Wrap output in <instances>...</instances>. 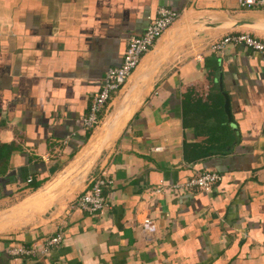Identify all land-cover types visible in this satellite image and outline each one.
Returning <instances> with one entry per match:
<instances>
[{
	"label": "crops",
	"instance_id": "1",
	"mask_svg": "<svg viewBox=\"0 0 264 264\" xmlns=\"http://www.w3.org/2000/svg\"><path fill=\"white\" fill-rule=\"evenodd\" d=\"M160 6L178 17L86 137L80 118L105 70L121 63L127 38ZM200 17L253 25L203 28L193 22ZM231 31L264 39V8L237 0H0V212L14 208L0 221L18 224L0 230V264H264V57L242 45L210 49ZM185 92L196 109H184ZM94 156L78 194L105 175L102 211L87 214L69 199L42 220L18 221L14 212L34 198L29 212L48 206L65 192L63 175ZM206 170L221 175L209 191L172 189ZM144 215L157 228L149 239ZM57 226L62 241L47 256L6 254Z\"/></svg>",
	"mask_w": 264,
	"mask_h": 264
},
{
	"label": "built area",
	"instance_id": "2",
	"mask_svg": "<svg viewBox=\"0 0 264 264\" xmlns=\"http://www.w3.org/2000/svg\"><path fill=\"white\" fill-rule=\"evenodd\" d=\"M237 4L242 8H264V0H237ZM177 17L178 13L174 10L160 6L153 16L146 17V24L141 34L131 35L127 38L121 63L105 70L98 90L89 99L86 112L80 118L83 130L92 132L97 127L111 94L123 86L129 75L137 67L142 55L153 46L155 41L173 24ZM227 44L245 46L264 57V39H257L248 33L238 31L228 32L213 41L210 44V49L219 51ZM160 148L155 147L154 149L159 150ZM220 180L221 175L218 172L206 170L175 182L171 187L175 192L183 194L196 189L209 191ZM110 183L111 181L105 175H98L90 181L87 189L73 198V206L87 214L102 211L106 205L102 188ZM160 188L157 187L154 192L158 193ZM139 225L146 239L151 238L156 233V225L150 216L144 215L141 217ZM61 241V226H57L54 234L38 243L29 245L10 244L6 248V254L17 258L45 257Z\"/></svg>",
	"mask_w": 264,
	"mask_h": 264
},
{
	"label": "rangeland",
	"instance_id": "3",
	"mask_svg": "<svg viewBox=\"0 0 264 264\" xmlns=\"http://www.w3.org/2000/svg\"><path fill=\"white\" fill-rule=\"evenodd\" d=\"M204 28V27H203ZM203 30H206V29H203ZM195 31L197 32V33H199L200 34V32H202V29H201V27L199 26V27H197V26H195ZM198 35V34H197ZM101 122H103V120L101 121ZM101 122L97 125L98 127L101 125ZM96 130V128H94V130L93 131H95ZM92 133V132H91ZM90 133V134H91ZM97 154V153H96ZM95 154V155H96ZM95 158H97V157H95L94 156V158H93V160H92V162L89 164V165H87L86 167H79V168H76V169H73V170H71L67 175L66 174H64L63 175V180H62V182L59 184V186L61 187V189H60V192L62 193L63 191H65L62 195H59V196H57L56 198H54L50 203H49V205L45 208V210L44 211H38V212H29V211H27V212H21V213H19V214H17L16 216L18 217V221H20L21 220V223H23V222H25L26 220H29L30 218H32V216H34L33 218H35V220L36 219H39V220H42L43 219V215L45 214V212H46V210H47V212L49 211V209L52 207V206H54L55 204H59V203H65V202H67L69 199H72L73 200V198L78 194V192H80L79 190H80V188H81V186L84 184V182H85V180H86V178H87V175H88V172H89V170L94 166V162H95ZM65 168H63L59 173H58V175L60 174V173H62L63 172V170H64ZM57 177V176H56ZM53 181V180H52ZM60 193V194H61ZM33 200H35V201H38V199L37 198H34ZM21 203V202H20ZM24 203V201H22V204ZM39 204H42V202H40V200H39V202H38ZM42 206V205H41ZM13 210H14V208H13ZM12 210V211H13ZM12 211H11V208H9L8 210H6V211H2V212H0V219H2L3 217H5V216H7V215H9V214H11L12 213ZM11 212V213H10ZM46 212V213H47ZM26 214L28 215V216H26ZM37 214V215H36ZM38 220V221H39ZM33 221H34V219H33ZM33 221H32V219H30L29 221H27V224L28 223H33ZM16 225H18V224H16ZM16 225H14V226H16ZM14 226H12L11 227V225H10V223H7L6 221H0V230L3 232V231H8V230H12V231H14L15 230V228L16 227H14ZM11 232V231H10ZM0 235H2V234H0Z\"/></svg>",
	"mask_w": 264,
	"mask_h": 264
},
{
	"label": "water",
	"instance_id": "4",
	"mask_svg": "<svg viewBox=\"0 0 264 264\" xmlns=\"http://www.w3.org/2000/svg\"><path fill=\"white\" fill-rule=\"evenodd\" d=\"M205 19H208V18H205ZM205 19L200 17V18L195 19L193 22L201 23L202 27H205V28L221 27V28L230 29V28H235L237 26H251V25H253L251 22L246 21V20L230 19V20H226V21L211 22L210 20H205ZM226 105H227V101L225 99L224 100V109L225 110H226ZM46 215H48V214H46Z\"/></svg>",
	"mask_w": 264,
	"mask_h": 264
},
{
	"label": "trees",
	"instance_id": "5",
	"mask_svg": "<svg viewBox=\"0 0 264 264\" xmlns=\"http://www.w3.org/2000/svg\"><path fill=\"white\" fill-rule=\"evenodd\" d=\"M189 97H190V94L187 92H185L183 95H182V100H183V102H184V109L185 110H187V109H193L194 107L193 106H191L190 104H188V102H189ZM199 106H200V104H199ZM198 108V107H197ZM194 109H196V108H194ZM90 133H91V131H86V137H88L89 135H90ZM33 189H36V187H37V185L36 184H33Z\"/></svg>",
	"mask_w": 264,
	"mask_h": 264
},
{
	"label": "bare ground",
	"instance_id": "6",
	"mask_svg": "<svg viewBox=\"0 0 264 264\" xmlns=\"http://www.w3.org/2000/svg\"><path fill=\"white\" fill-rule=\"evenodd\" d=\"M102 147V146H101ZM99 151V150H98ZM53 200V199H52ZM34 202H36L35 200H33L30 204H28L27 206H23L22 208H20L17 212H14L16 215L21 213V212H27L30 207H32L34 205ZM47 206H44V205H40L38 208H37V211H42L46 208ZM12 215H9L7 216V218H10Z\"/></svg>",
	"mask_w": 264,
	"mask_h": 264
}]
</instances>
